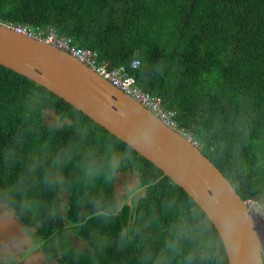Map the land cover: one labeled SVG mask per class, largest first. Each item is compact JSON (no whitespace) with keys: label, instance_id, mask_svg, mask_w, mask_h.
I'll return each mask as SVG.
<instances>
[{"label":"trees","instance_id":"16d2710c","mask_svg":"<svg viewBox=\"0 0 264 264\" xmlns=\"http://www.w3.org/2000/svg\"><path fill=\"white\" fill-rule=\"evenodd\" d=\"M0 21L53 27L111 67L139 59L136 85L176 111L244 201L264 203V0H0ZM47 110L60 126L47 125ZM127 170L138 187L120 196L117 174ZM0 202L53 238L70 264H229L214 224L183 188L3 65ZM71 225L87 252L66 240Z\"/></svg>","mask_w":264,"mask_h":264},{"label":"water","instance_id":"95a60500","mask_svg":"<svg viewBox=\"0 0 264 264\" xmlns=\"http://www.w3.org/2000/svg\"><path fill=\"white\" fill-rule=\"evenodd\" d=\"M0 65L83 112L183 188L214 224L229 264H264V240L248 207L250 201L242 199L201 149L151 111L69 53L3 25Z\"/></svg>","mask_w":264,"mask_h":264},{"label":"built area","instance_id":"2783aa9c","mask_svg":"<svg viewBox=\"0 0 264 264\" xmlns=\"http://www.w3.org/2000/svg\"><path fill=\"white\" fill-rule=\"evenodd\" d=\"M0 25L13 29L18 34L36 39L41 43L69 53L99 76L109 81L112 85L151 111L165 125L178 132L194 146L202 149L203 145L197 138L179 127L176 119V111L165 108L161 97L146 92L136 85V78L130 74V69L135 70L140 67L141 61L139 59H135L130 67L124 65L111 67L108 62L100 61L96 51L76 46L72 38L59 35L53 27L35 28L29 25H14L2 21H0ZM249 201L251 202V200Z\"/></svg>","mask_w":264,"mask_h":264},{"label":"flooded vegetation","instance_id":"af4514ba","mask_svg":"<svg viewBox=\"0 0 264 264\" xmlns=\"http://www.w3.org/2000/svg\"><path fill=\"white\" fill-rule=\"evenodd\" d=\"M129 172L131 171L119 172L117 176ZM135 187H130L128 192ZM136 195L137 193L132 194L133 197ZM65 233L66 240L77 249L88 251L82 242L81 247L77 246L73 237L75 234L70 228ZM39 235L37 227L25 223L12 207L0 202V264H70L60 245L52 241L53 238H42ZM54 246L56 250L53 249Z\"/></svg>","mask_w":264,"mask_h":264},{"label":"rangeland","instance_id":"374dc122","mask_svg":"<svg viewBox=\"0 0 264 264\" xmlns=\"http://www.w3.org/2000/svg\"><path fill=\"white\" fill-rule=\"evenodd\" d=\"M45 119H46L47 125H50V126H60L61 125V122L59 121L58 117L51 110H47L45 112ZM117 177L118 178H117V183H116L117 184L116 191H117V194L120 196L129 193L128 192L129 188L130 187L133 188L138 184L137 183L138 179L136 175H134L131 172L125 175L119 174ZM137 187L138 186H136L135 188ZM248 207L250 209V212L256 219L257 229L260 232L264 240V203L258 202V201H251V202H248ZM70 229L76 235V228L71 225ZM75 235L73 237L75 241H77V246L81 247L82 246L81 241ZM159 264H162V263H159Z\"/></svg>","mask_w":264,"mask_h":264},{"label":"clouds","instance_id":"9594fccd","mask_svg":"<svg viewBox=\"0 0 264 264\" xmlns=\"http://www.w3.org/2000/svg\"><path fill=\"white\" fill-rule=\"evenodd\" d=\"M109 167L112 169V171L115 170V165L112 164L111 162H109ZM85 176L89 180L94 179V173L90 169L85 172ZM58 183H59L58 179L54 178L53 180L50 181V186L55 187L56 184H58Z\"/></svg>","mask_w":264,"mask_h":264}]
</instances>
